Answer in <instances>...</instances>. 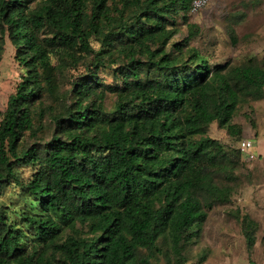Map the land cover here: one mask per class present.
Segmentation results:
<instances>
[{"label":"trees","instance_id":"trees-1","mask_svg":"<svg viewBox=\"0 0 264 264\" xmlns=\"http://www.w3.org/2000/svg\"><path fill=\"white\" fill-rule=\"evenodd\" d=\"M190 8L191 0H0V34L25 69L0 119V194L11 183L23 200L16 222L0 199V264H185L206 199L233 193L218 177L235 173L236 154L209 127L240 133L233 118L244 97L264 98L262 66L212 65L190 38L174 41ZM56 56L86 58L89 70L53 115L51 139L27 146L43 92H60ZM107 61L114 83L98 76ZM236 216L251 256L258 223Z\"/></svg>","mask_w":264,"mask_h":264},{"label":"rangeland","instance_id":"rangeland-1","mask_svg":"<svg viewBox=\"0 0 264 264\" xmlns=\"http://www.w3.org/2000/svg\"><path fill=\"white\" fill-rule=\"evenodd\" d=\"M189 16V22L182 24L174 41L190 38V45L206 54L212 65H238L251 60L264 68V0H213L201 12ZM191 25H196L198 31L194 37ZM92 44L99 48L97 41L92 40ZM53 62L58 68L60 92L49 95L44 91L41 106L35 104L37 111L40 106L35 114L39 129L37 134L27 132L23 139L27 146L51 139L53 115L72 103L68 95L71 83L89 70L86 58L70 60L56 56ZM113 67L116 66L110 61L101 65L97 69L100 79L114 83ZM24 71L14 42L0 34V119ZM244 98L233 118L240 133H230L218 122L209 127V135L236 154L235 173L218 177L233 188V193L227 202L206 199L207 218L187 248L185 264H250V259L255 264H264V98ZM40 111L44 114L42 118ZM246 138L254 142L255 159H248L239 149V142ZM22 172L25 176L30 173L27 168ZM0 199L9 206L10 217L21 221L17 212L23 208V200L18 187L11 183L6 185ZM238 212L241 217L249 214L258 223L257 241L251 256L242 221L236 216ZM27 243L32 245L33 241L27 239ZM159 264H166V259L161 258Z\"/></svg>","mask_w":264,"mask_h":264},{"label":"built area","instance_id":"built-area-1","mask_svg":"<svg viewBox=\"0 0 264 264\" xmlns=\"http://www.w3.org/2000/svg\"><path fill=\"white\" fill-rule=\"evenodd\" d=\"M213 0H191L190 12L198 14L206 8ZM239 149L244 153L248 159H255L256 153L254 152V142L251 138L243 139L239 142Z\"/></svg>","mask_w":264,"mask_h":264}]
</instances>
